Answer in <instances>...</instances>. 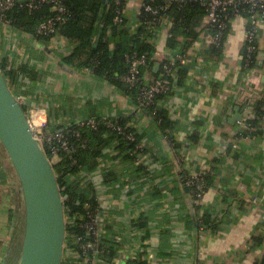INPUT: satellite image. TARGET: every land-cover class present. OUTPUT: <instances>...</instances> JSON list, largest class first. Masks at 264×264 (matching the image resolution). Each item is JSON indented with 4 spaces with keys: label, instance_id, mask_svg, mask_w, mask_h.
<instances>
[{
    "label": "crops",
    "instance_id": "0c3cea01",
    "mask_svg": "<svg viewBox=\"0 0 264 264\" xmlns=\"http://www.w3.org/2000/svg\"><path fill=\"white\" fill-rule=\"evenodd\" d=\"M143 1L125 0L130 33L137 31ZM205 24L201 17L190 37L169 23L152 38L154 58L187 54L181 81L177 75L170 93L156 104L173 127H162L139 110L134 95L121 87L86 68L65 65L62 57L75 47L68 39L38 38L0 24V61L14 70L9 88L27 114L30 108L43 110L49 131L88 116L125 120L143 147L137 162L129 161L113 141L95 168L82 170L96 194L99 238L108 251L91 260L63 251L61 264H258L264 259V133L239 138L237 122L231 123L235 108L244 114V106L264 90V52L260 68L244 73V19H232L218 53L206 38ZM144 76L154 74L145 68ZM199 172L209 177V186L196 203L184 178ZM15 199L23 203L20 183L0 144L1 260ZM206 212L214 227L200 224Z\"/></svg>",
    "mask_w": 264,
    "mask_h": 264
},
{
    "label": "built area",
    "instance_id": "2783aa9c",
    "mask_svg": "<svg viewBox=\"0 0 264 264\" xmlns=\"http://www.w3.org/2000/svg\"><path fill=\"white\" fill-rule=\"evenodd\" d=\"M121 1L125 0H115L116 3ZM153 1L144 0L141 3L137 11V23L135 25L137 30L141 28L146 34L150 33L152 36L159 26L169 23L178 24L179 19L175 15L165 13L173 4L182 7L188 2H198L206 11L204 15L206 38L211 45L217 48L223 47L225 38L231 30L232 19L235 17L243 18L245 30L241 57L244 66L247 67L244 73L260 68L262 49L259 43L264 27V0H160V4H152ZM42 5H48L50 12L53 13L36 24L35 35H48V38L58 36V25L65 21L68 13L63 0H0V24L13 25L12 19L7 16V12L16 6L33 9ZM142 11L151 14L152 18L149 20L141 19ZM18 29L24 30L22 27H18ZM126 60L128 70L120 76V80L128 90L134 91L136 107L139 110H147L157 104L158 96L171 90L178 71L185 66L187 54L185 51L174 52L165 58H161V60L153 57L152 67L148 65V58L145 54L139 55L135 52L127 55ZM156 63L159 64V67L155 71L154 65ZM5 67L7 68V66ZM145 68L151 69L154 74L152 78H145ZM15 98L21 104V98L18 96ZM28 112L26 115L34 137L40 142L44 150L49 149L53 158H57L60 152H67L71 155L75 151L68 134L78 140L82 148L87 147L88 141L82 136L81 129H96L99 124H104L106 128L120 135L126 142L133 143L132 147L123 152L124 155L132 156L133 160L137 162L142 153L143 147L137 138L136 130L121 124L115 118L88 116L70 123L63 130L49 131L48 121L43 110L30 108ZM254 131L264 133V90L255 96L250 106L245 107V113H242L241 119L237 121V137H249L251 136L250 133ZM114 142L118 144V139ZM78 176L82 179L83 186H86L88 182L82 176V170L78 172ZM184 184L192 191L194 201L196 203L201 202L208 188L202 173L186 175ZM99 217V205L95 209H90L88 204H84L83 209L77 212L66 211L64 208L66 232L63 251L75 254L77 258L87 260L95 258L101 251L98 233ZM76 227L81 228L83 232H76Z\"/></svg>",
    "mask_w": 264,
    "mask_h": 264
},
{
    "label": "trees",
    "instance_id": "16d2710c",
    "mask_svg": "<svg viewBox=\"0 0 264 264\" xmlns=\"http://www.w3.org/2000/svg\"><path fill=\"white\" fill-rule=\"evenodd\" d=\"M160 2V0H154L152 4H160ZM63 3L68 9V13L65 21L58 25V34L75 44L72 51L62 57L63 63L67 66L88 68L95 76L101 77L110 84L119 86L134 95V91L128 90L120 80V76L128 70L126 56L135 52L139 55L145 54L148 58V65L152 67L154 63L152 34H146L141 28L135 33L129 32L127 26L129 20L124 13L125 1L116 3L115 0H109L108 2L103 0H63ZM52 13L48 5L33 9L16 6L7 12V16L12 19V24L15 27H22L25 31L35 35L36 24L51 16ZM165 13L175 15L179 19L177 25L182 32L194 37V28L199 23L200 18L204 17L206 11L198 2H188L182 7L173 4ZM140 18L149 20L152 15L142 11ZM95 33L98 36L95 40H92ZM35 36L43 39L48 38V35ZM114 40L116 41L114 42ZM212 47L216 50V53L222 49V47L217 48L214 45ZM242 68L243 72H245L247 67L244 66L243 61ZM0 69L9 85L10 81L15 78L14 70L6 68L5 64L2 63L0 64ZM20 71H24V69L21 68ZM183 72V68L178 71L177 75L179 78L177 82L181 81L180 76ZM169 93L158 96L157 100L164 98ZM145 111L149 114L155 111L151 115L162 127H173V123L168 120L166 111L163 108L153 105ZM117 120L121 124H125V120ZM81 134L88 141L87 147L82 148L80 142L68 134L70 143L75 147V151L71 155L67 152H60L56 161L52 162L61 196L64 200V208L70 212L81 211L84 204H88L90 209H95L98 206L95 192L89 183L83 186L78 172L84 168H95L103 155V148L117 139L116 148L121 152L133 146V143L126 142L120 135L106 128L104 124H99L96 129L83 128L81 129ZM250 134L253 136L261 133L254 131ZM45 152L49 159L52 160L53 156L48 148L45 149ZM123 157L129 161L134 159L129 155H124ZM202 175L208 187L209 177L204 173ZM189 192L193 198L190 189ZM201 218L200 224L205 228L214 227L216 224L215 221L210 219V215L207 212L203 213ZM8 223L12 231L2 257L5 264L13 263L23 240L24 207L23 203L20 204L17 199L13 200V208L9 212ZM139 225H145V222L140 220ZM75 231L78 233L83 232L78 227L75 228ZM99 248L101 250L99 254H105L108 251L101 240ZM107 254L112 255L113 252H108ZM128 264L149 263L145 260H136ZM258 264H264V259Z\"/></svg>",
    "mask_w": 264,
    "mask_h": 264
},
{
    "label": "water",
    "instance_id": "95a60500",
    "mask_svg": "<svg viewBox=\"0 0 264 264\" xmlns=\"http://www.w3.org/2000/svg\"><path fill=\"white\" fill-rule=\"evenodd\" d=\"M158 67L156 63L154 70ZM240 110L235 108L237 114L231 123L241 119ZM0 144L19 180L24 207V234L17 264H61L66 223L57 177L1 69ZM0 264L5 263L1 260Z\"/></svg>",
    "mask_w": 264,
    "mask_h": 264
},
{
    "label": "rangeland",
    "instance_id": "374dc122",
    "mask_svg": "<svg viewBox=\"0 0 264 264\" xmlns=\"http://www.w3.org/2000/svg\"><path fill=\"white\" fill-rule=\"evenodd\" d=\"M262 48L264 49V43H263V45H262ZM263 49L261 50V52H264ZM54 161H56V157L53 158V160H51V162H54ZM20 248H21V247H20ZM19 253H20V249H19L18 253L16 254V256L14 257L13 263H11V264H16V261H17L18 258H19ZM0 261H1V258H0Z\"/></svg>",
    "mask_w": 264,
    "mask_h": 264
}]
</instances>
